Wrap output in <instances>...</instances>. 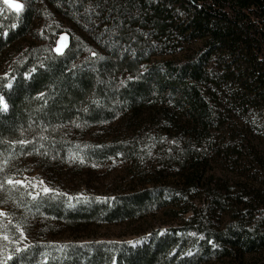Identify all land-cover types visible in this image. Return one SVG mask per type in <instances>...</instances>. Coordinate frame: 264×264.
Returning <instances> with one entry per match:
<instances>
[{
    "label": "trees",
    "instance_id": "1",
    "mask_svg": "<svg viewBox=\"0 0 264 264\" xmlns=\"http://www.w3.org/2000/svg\"><path fill=\"white\" fill-rule=\"evenodd\" d=\"M21 4L0 0V207L20 228L33 216L84 230L150 207L180 223L135 246L36 237L2 264H264V0ZM115 120L129 141L90 150L129 162L110 203L33 198L8 182L40 160L56 175L70 129L82 136Z\"/></svg>",
    "mask_w": 264,
    "mask_h": 264
},
{
    "label": "rangeland",
    "instance_id": "2",
    "mask_svg": "<svg viewBox=\"0 0 264 264\" xmlns=\"http://www.w3.org/2000/svg\"><path fill=\"white\" fill-rule=\"evenodd\" d=\"M2 1L9 9L14 11L17 10L11 5L21 4V0H8V3H5V0ZM61 37L65 38L63 43L66 45L68 43V34L61 33L55 43V51L62 43ZM2 69L3 71L6 70ZM6 72L7 70L4 73ZM112 126V129L103 125L86 128L87 131L82 136L78 133L74 134L73 129H70L71 134L70 137L68 136L70 145L68 144L69 148L65 149V166L59 173L51 175L52 170H47L46 166L41 165L40 160L35 165H25L24 169L22 167V172L15 173L16 178L9 181H19V184L24 185L33 198H36L38 194H46L43 191L46 187L52 190L49 193L62 194L69 202L76 198H87L92 202L110 203L116 192L124 190L126 186L124 182H127V178L131 174L129 167H127L129 162L120 157L98 158L90 150L95 148L96 144L105 140L106 142L114 139H121L123 142L129 141L124 128L121 124H118V120H115ZM146 128L148 127L146 126ZM248 133L250 134V132ZM248 137L253 140L252 143H258L257 138L249 135ZM262 137L264 141V135ZM256 146V151L264 150L261 145ZM75 147L82 152L77 153L72 150ZM85 150H88V154L84 153ZM153 152L156 154L154 150ZM154 156L152 151L147 155L145 161L148 166L155 164ZM0 213H4V215H0V264L14 250L16 251L18 247L21 249L27 247L36 237L40 238L37 240H45L57 245L71 241L86 243L96 240L124 241L135 246L150 240L153 235L165 234L168 228L175 227L180 223V218L175 216L163 218L162 211L154 207H150L142 215L143 217L136 215V217L118 221L95 220L89 223L84 230L82 226L74 228L65 222L60 221L57 223L52 219L46 227L41 226L38 220L33 219V216L29 219V223L20 228L15 221H12L8 210L0 207ZM167 218L170 221L164 223L163 220ZM21 231H23V236H21ZM4 237H7V239H4Z\"/></svg>",
    "mask_w": 264,
    "mask_h": 264
},
{
    "label": "snow or ice",
    "instance_id": "3",
    "mask_svg": "<svg viewBox=\"0 0 264 264\" xmlns=\"http://www.w3.org/2000/svg\"><path fill=\"white\" fill-rule=\"evenodd\" d=\"M5 3H8V0H5ZM11 6L14 7L17 11H20L22 9V7H23L22 4H15V5H11ZM64 40H65V38L61 37L62 43L56 49V51L58 53H62L63 48L67 46L65 43H63ZM33 71H35V69H33ZM8 87H11V84H9ZM0 110H7V104L4 103L3 97H0ZM9 183H13V182L9 181ZM16 183H20V182L17 181ZM43 191L47 194V193L51 192L52 190L45 187L43 189ZM0 215H4V213H0ZM21 236H23V231H21ZM4 239H7V237H4ZM23 250L24 249H21L19 247L16 249L17 252H20V251H23ZM11 258H12L11 256L8 257V259H11Z\"/></svg>",
    "mask_w": 264,
    "mask_h": 264
}]
</instances>
